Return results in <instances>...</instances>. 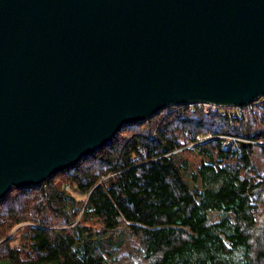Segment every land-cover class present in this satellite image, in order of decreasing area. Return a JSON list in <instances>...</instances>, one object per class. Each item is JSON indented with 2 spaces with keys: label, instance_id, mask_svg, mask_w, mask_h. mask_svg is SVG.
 Wrapping results in <instances>:
<instances>
[{
  "label": "water",
  "instance_id": "water-1",
  "mask_svg": "<svg viewBox=\"0 0 264 264\" xmlns=\"http://www.w3.org/2000/svg\"><path fill=\"white\" fill-rule=\"evenodd\" d=\"M264 95V0H0V200L176 104Z\"/></svg>",
  "mask_w": 264,
  "mask_h": 264
},
{
  "label": "trees",
  "instance_id": "trees-1",
  "mask_svg": "<svg viewBox=\"0 0 264 264\" xmlns=\"http://www.w3.org/2000/svg\"><path fill=\"white\" fill-rule=\"evenodd\" d=\"M210 108L164 107L13 187L0 264H264V95Z\"/></svg>",
  "mask_w": 264,
  "mask_h": 264
},
{
  "label": "rangeland",
  "instance_id": "rangeland-1",
  "mask_svg": "<svg viewBox=\"0 0 264 264\" xmlns=\"http://www.w3.org/2000/svg\"><path fill=\"white\" fill-rule=\"evenodd\" d=\"M205 107H206V106H205ZM209 107H211V105L208 106V107H206V109H207V110L211 109V108H209ZM188 156H189L190 160L194 162L193 164H197V163H198L199 158H198L196 155L188 154Z\"/></svg>",
  "mask_w": 264,
  "mask_h": 264
},
{
  "label": "built area",
  "instance_id": "built-area-1",
  "mask_svg": "<svg viewBox=\"0 0 264 264\" xmlns=\"http://www.w3.org/2000/svg\"><path fill=\"white\" fill-rule=\"evenodd\" d=\"M198 104L202 105L205 111H208V110L206 109V107H208V106L211 105V104H205V103H198ZM205 106H206V107H205ZM209 108H210V107H209ZM209 138H211V136H209V137H201V138L199 139L198 142H202V141H204V140H206V139H209Z\"/></svg>",
  "mask_w": 264,
  "mask_h": 264
},
{
  "label": "bare ground",
  "instance_id": "bare-ground-1",
  "mask_svg": "<svg viewBox=\"0 0 264 264\" xmlns=\"http://www.w3.org/2000/svg\"><path fill=\"white\" fill-rule=\"evenodd\" d=\"M52 225V224H51ZM57 227V226H56ZM60 228V227H59ZM52 229V228H51Z\"/></svg>",
  "mask_w": 264,
  "mask_h": 264
}]
</instances>
